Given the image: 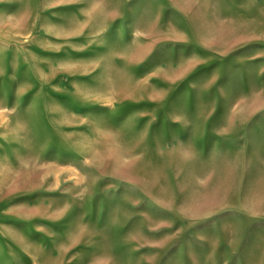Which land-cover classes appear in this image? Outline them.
Returning <instances> with one entry per match:
<instances>
[{
  "label": "rangeland",
  "instance_id": "rangeland-1",
  "mask_svg": "<svg viewBox=\"0 0 264 264\" xmlns=\"http://www.w3.org/2000/svg\"><path fill=\"white\" fill-rule=\"evenodd\" d=\"M0 264H264V0H0Z\"/></svg>",
  "mask_w": 264,
  "mask_h": 264
}]
</instances>
